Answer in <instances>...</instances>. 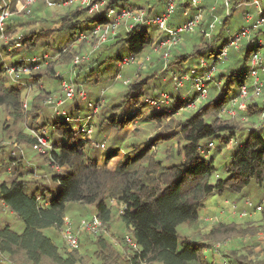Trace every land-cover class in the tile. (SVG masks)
Here are the masks:
<instances>
[{"label": "clouds", "instance_id": "clouds-1", "mask_svg": "<svg viewBox=\"0 0 264 264\" xmlns=\"http://www.w3.org/2000/svg\"><path fill=\"white\" fill-rule=\"evenodd\" d=\"M0 264H264V0H0Z\"/></svg>", "mask_w": 264, "mask_h": 264}]
</instances>
